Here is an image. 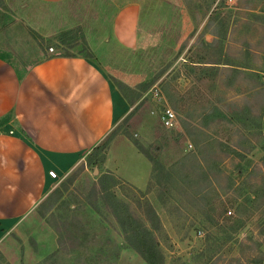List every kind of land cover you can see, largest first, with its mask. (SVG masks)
<instances>
[{"label":"rangeland","instance_id":"obj_1","mask_svg":"<svg viewBox=\"0 0 264 264\" xmlns=\"http://www.w3.org/2000/svg\"><path fill=\"white\" fill-rule=\"evenodd\" d=\"M59 53L94 60L131 109L97 171L84 156L57 172L4 229L0 264H147L103 174L146 223L142 204L154 208L164 264H264V0H0L15 68Z\"/></svg>","mask_w":264,"mask_h":264},{"label":"crops","instance_id":"obj_2","mask_svg":"<svg viewBox=\"0 0 264 264\" xmlns=\"http://www.w3.org/2000/svg\"><path fill=\"white\" fill-rule=\"evenodd\" d=\"M18 69L0 54V240L51 191L49 170L68 171L131 109L87 56Z\"/></svg>","mask_w":264,"mask_h":264},{"label":"trees","instance_id":"obj_3","mask_svg":"<svg viewBox=\"0 0 264 264\" xmlns=\"http://www.w3.org/2000/svg\"><path fill=\"white\" fill-rule=\"evenodd\" d=\"M59 55L72 56L73 54L59 53ZM0 120L3 121L5 120V118H0ZM108 142L109 140H103V142L96 144L87 154L85 163L83 165H90L94 168L100 167L105 159L104 149L107 147ZM74 177L75 174L71 176L70 182L74 181ZM109 178L110 176L103 174L98 177V181L101 187L102 194H106V196L113 199L115 201L114 205L117 211H121L123 218L120 219V223L125 233V239L140 253V255L146 260L147 264H164V257L156 240L153 228V225H155V223L160 224V218L156 214V211L148 201L142 204L144 207L146 219L148 220V222L146 223V221L137 216L125 202L118 199L117 195L109 187ZM52 193L50 197L56 194V196L54 198L52 197V199L57 200L59 197H61L63 191L59 188L55 190L54 194ZM149 224H151V226H148Z\"/></svg>","mask_w":264,"mask_h":264},{"label":"built area","instance_id":"obj_4","mask_svg":"<svg viewBox=\"0 0 264 264\" xmlns=\"http://www.w3.org/2000/svg\"><path fill=\"white\" fill-rule=\"evenodd\" d=\"M51 50H53V47H50ZM161 120L163 122V125L169 129H174L177 128V126H180L178 122V117L170 106L164 107L162 112H161ZM49 175L52 178H58V173L57 171L51 169L49 170Z\"/></svg>","mask_w":264,"mask_h":264},{"label":"water","instance_id":"obj_5","mask_svg":"<svg viewBox=\"0 0 264 264\" xmlns=\"http://www.w3.org/2000/svg\"><path fill=\"white\" fill-rule=\"evenodd\" d=\"M98 170V168L97 167H95V171H97Z\"/></svg>","mask_w":264,"mask_h":264}]
</instances>
